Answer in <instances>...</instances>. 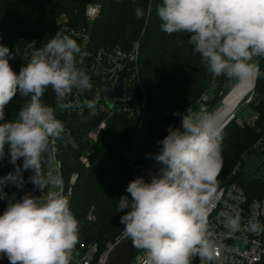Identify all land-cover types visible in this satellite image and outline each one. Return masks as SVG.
<instances>
[{
    "label": "clouds",
    "instance_id": "obj_1",
    "mask_svg": "<svg viewBox=\"0 0 264 264\" xmlns=\"http://www.w3.org/2000/svg\"><path fill=\"white\" fill-rule=\"evenodd\" d=\"M156 13L166 34H190L187 43L213 81L220 76L243 80L259 75L256 58H264V0H162ZM144 15V8L136 7V18ZM35 43H27L28 62L19 74L9 63L14 53L0 44V160L7 148L8 162L15 166L0 177V200L8 199L0 215V256L10 264H70L79 222L68 200L51 191L60 189L62 180L45 166L51 141L67 137L66 143L77 145L42 97L51 87L60 102L73 89L90 90L92 83L77 67L87 54L70 35L59 31L42 47ZM17 93L25 102L17 118L6 121L5 107ZM89 106L94 107L91 102ZM173 115L182 117L181 126L169 125L168 134L157 141L159 151L148 154L160 165L158 174L150 182L140 176L128 183L131 200L121 196L118 210H130L120 223L132 246L143 251V264H192L193 257L204 264L215 256V233L209 230L207 217L209 193L222 169L223 125L218 115L191 107L187 114ZM21 159L22 165L17 163ZM29 170L27 182L43 194L29 191L18 200L15 194L9 199L4 188L23 189V172ZM224 227L229 234L239 231L240 212L226 214ZM247 227L262 230L253 221Z\"/></svg>",
    "mask_w": 264,
    "mask_h": 264
},
{
    "label": "trees",
    "instance_id": "obj_2",
    "mask_svg": "<svg viewBox=\"0 0 264 264\" xmlns=\"http://www.w3.org/2000/svg\"><path fill=\"white\" fill-rule=\"evenodd\" d=\"M101 5L98 15L89 20L85 13L86 3L82 0H0V44L9 47L14 58L9 63L19 74L27 64L25 55L27 43L35 41V47H42L57 32L70 35L80 46L83 63L77 67L86 70L97 48L112 50L130 49L139 40L138 66L146 95L143 122L136 136L132 131V121L124 112L115 111L106 118V128L96 142H91L88 131L98 124L103 116L92 108H75L73 89L71 95L58 102L51 87L45 90L43 103L50 106L56 118L63 122L66 132L75 141L73 147L65 140H53L55 158L60 163L61 176L66 183L76 174L71 186L69 207L79 222V241L96 242L101 248L105 242L114 240L124 228L120 217L130 209L118 210L121 196H131L126 192L128 183L134 180L125 150L131 148L137 160H145L149 153H157L162 140L168 133L169 125L178 128L179 116L187 108L193 111L213 113L221 99L238 83L237 79L225 76L212 80L200 62L199 54L193 52L187 43L188 33L168 35L160 29L156 7L162 0H93ZM143 7L145 15L135 16L136 7ZM151 6V12L148 11ZM66 16V19L63 17ZM74 32H81L75 34ZM87 34L89 41L83 40ZM79 59V57H77ZM259 61V75L256 76L251 105L257 119L255 123H238L231 119L224 127L221 142L222 169L217 178L228 179L232 169L240 163V171L234 177L249 195L264 193V172L247 173L243 170V154L256 152L252 145L264 133V58ZM101 86L108 83L101 81ZM214 89L208 94V90ZM205 93L207 99H201ZM247 96L242 100H246ZM25 102L19 93L5 107V120L17 118L18 111ZM80 103L85 105L80 99ZM254 114V115H255ZM87 156V164L80 158ZM5 158L0 160V177L14 170ZM22 165V159L17 161ZM264 169V162L262 164ZM32 172L24 171L26 181L23 189L6 186L4 191L11 199H20L26 192L34 196L43 193L27 182ZM46 191V190H45ZM8 205V199L0 200V215ZM91 214V218L88 215ZM0 264H10L6 256H0Z\"/></svg>",
    "mask_w": 264,
    "mask_h": 264
},
{
    "label": "built area",
    "instance_id": "obj_3",
    "mask_svg": "<svg viewBox=\"0 0 264 264\" xmlns=\"http://www.w3.org/2000/svg\"><path fill=\"white\" fill-rule=\"evenodd\" d=\"M101 5L94 1L86 3L85 13L89 20H93L99 13ZM66 19V16L63 15ZM80 34L81 32H74ZM84 41H89L88 35L84 33ZM139 43L135 42L130 49L115 48L112 50L97 48L93 51V58L86 71L92 83L91 90H99L101 81L104 80L111 85L126 68V84L130 89L126 98L122 102L116 103L110 107L104 102L93 103L90 107L83 100L80 91H75L74 104L75 108L82 110L85 106L90 107L96 114L103 116L97 125L92 127L88 132V138L91 142L100 139L106 128V118L115 111L124 112L131 119L135 126L136 135L138 134L142 122L143 113L146 106V95L142 84L139 66ZM80 99L85 105L80 103ZM207 99V96H206ZM189 109V108H187ZM187 109L182 115L187 114ZM235 117L230 115L221 121L223 127ZM230 119V120H229ZM257 115L248 119V123H255ZM238 123L244 120L237 118ZM181 121L179 122V127ZM253 149L264 155V133L253 143ZM128 156V163L134 179L143 176L146 182H150L153 175L158 174V168L153 156L146 155L145 160H137L133 149H128L125 153ZM153 154V153H149ZM55 157V149L52 147V158ZM243 157H246L243 154ZM81 161L87 162V156L82 155ZM241 167L238 162L232 169L228 179H217V184L209 193L210 203L208 205V225L209 230L215 233L214 240L216 243L215 256L212 261H204V264H264V193L261 195H249L242 184L235 180ZM58 176L62 180V187L57 192L63 198L71 194V186L75 177H71L66 188V183L61 176L60 163L56 168ZM51 173V170L47 171ZM53 192V191H52ZM233 210L239 211L241 215V229L235 233L229 234L228 229L224 227L225 215L232 213ZM91 218V214L88 215ZM250 221L257 222L260 231H251L247 227ZM123 229L115 237L109 240L100 248L96 242L78 241L72 254L70 264H108L110 254L115 245L123 239H126ZM144 253L137 250L133 257V264H143ZM192 264H201L199 257L192 258Z\"/></svg>",
    "mask_w": 264,
    "mask_h": 264
},
{
    "label": "water",
    "instance_id": "obj_4",
    "mask_svg": "<svg viewBox=\"0 0 264 264\" xmlns=\"http://www.w3.org/2000/svg\"><path fill=\"white\" fill-rule=\"evenodd\" d=\"M82 1L84 3H89L92 2L93 0H82ZM129 92L130 89L127 87L126 84V68H125L122 74L119 77H117L116 80L111 85L104 86L99 90H91V89L85 90L84 92H81V95L83 97V100L88 104L90 102L92 104L98 102H104L110 107H113L116 103L124 101ZM231 115H233V113ZM51 159H52V147L49 144L47 164L51 161ZM136 251L137 249H135L132 246L131 240L129 238L123 239L120 242H118L113 248L109 257L108 264H133V257Z\"/></svg>",
    "mask_w": 264,
    "mask_h": 264
},
{
    "label": "rangeland",
    "instance_id": "obj_5",
    "mask_svg": "<svg viewBox=\"0 0 264 264\" xmlns=\"http://www.w3.org/2000/svg\"><path fill=\"white\" fill-rule=\"evenodd\" d=\"M135 42H138L139 43V40H136V41H134L133 42V44L135 43ZM133 44H132V46H133ZM131 46V47H132ZM130 47V48H131ZM141 76V75H140ZM240 81V80H239ZM238 81V82H239ZM254 87H255V85H254ZM254 87L252 88V90H250L247 94H246V96H247V98H246V100L243 102V101H241L239 104H238V106L234 109V111H233V113L235 114V117L237 118V116H238V118H240V119H242V120H245V121H248V119L249 118H251L254 114H255V110H254V108L251 106V105H248L247 104V102L252 98V96H253V92H254ZM234 88V87H233ZM213 91H214V89H210V90H208V94H212L213 93ZM231 91V90H230ZM229 91V92H230ZM228 92V93H229ZM227 93V94H228ZM226 94V95H227ZM225 95V96H226ZM206 94L205 93H203L202 95H201V99H203V100H206ZM224 96V97H225ZM245 96V97H246ZM224 97L221 99V101L219 102V104H218V106H217V108H216V110L213 112L214 114H216L221 108H222V106H223V104H224ZM244 97V98H245ZM243 98V99H244ZM186 110V109H185ZM184 110V111H185ZM183 111V112H184ZM182 112V113H183ZM181 113V114H182ZM230 116V115H229ZM234 117V118H235ZM181 116H179L178 117V119H177V125H178V128H179V122L181 121ZM227 118V117H226ZM225 118V119H226ZM132 131L134 132L133 134H134V137L136 138V130L134 129L135 128V126H134V124L132 123ZM92 129V128H91ZM90 131V130H89ZM88 131V132H89ZM87 136H88V134H87ZM53 148L55 149V151H56V147H55V145H53ZM128 149H131V148H128ZM128 149H126L125 150V153H126V151L128 150ZM82 157V156H81ZM80 160H81V158H80ZM263 162H264V155L263 154H261L260 152H253V153H251V154H249V155H247L246 157H245V160H244V165H243V170L244 171H246L247 173H253V174H255V175H259V174H262L263 172H264V169H263V167H262V164H263ZM57 166H58V160L55 158V157H53L52 159H51V161L45 166V170L46 171H49V170H51V175L52 176H58V173H57V170H56V168H57ZM133 175V174H132ZM75 177L76 178V174L75 173H73L72 175H71V177ZM59 177V176H58ZM71 177H70V179H71ZM74 178V179H75ZM217 179H219V178H217ZM70 181V180H69ZM46 191H47V189H45ZM60 189H56L55 187H53V188H51V191H59ZM65 199H67L68 200V198L67 197H64ZM68 202H69V200H68ZM122 231V230H121Z\"/></svg>",
    "mask_w": 264,
    "mask_h": 264
},
{
    "label": "bare ground",
    "instance_id": "obj_6",
    "mask_svg": "<svg viewBox=\"0 0 264 264\" xmlns=\"http://www.w3.org/2000/svg\"><path fill=\"white\" fill-rule=\"evenodd\" d=\"M256 78V77H255ZM255 78H247L241 80L224 99L222 108L216 113L219 116L220 121H223L226 117H229L243 100L246 94L254 87Z\"/></svg>",
    "mask_w": 264,
    "mask_h": 264
}]
</instances>
